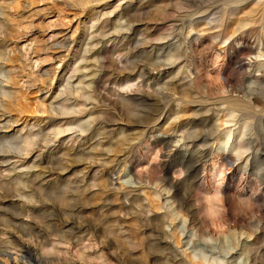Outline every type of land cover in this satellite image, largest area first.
<instances>
[{"label": "rangeland", "instance_id": "374dc122", "mask_svg": "<svg viewBox=\"0 0 264 264\" xmlns=\"http://www.w3.org/2000/svg\"><path fill=\"white\" fill-rule=\"evenodd\" d=\"M174 3L0 0V68L9 77L3 85L13 92L12 99H2L0 122H14L0 130V137L52 127L61 131L70 117L88 124L82 134L59 133L55 144L35 153L40 158L32 169L26 152L0 165V248L9 247L11 256L0 258V264H11L17 252L7 244L10 235L43 258L55 259L52 264H161L156 241L182 264H264V117H240L222 104L237 97L224 85L226 75L239 81L264 70V0H242L210 16ZM261 8L263 24L255 25V34L247 32L243 43L213 37L242 13ZM127 22L131 32L113 31ZM104 25L106 36L85 56L86 63L77 61L82 43ZM55 42L63 48L50 49ZM160 45L165 47L161 55L172 54L173 62L148 66V80L137 78L131 55L141 66L148 58L137 51L145 49L152 57L153 46ZM248 48L250 56L240 51ZM238 61L246 67L241 70ZM69 76L76 88L70 98L81 113L60 116L51 108L64 98L59 85ZM183 76L194 90L188 103L180 98L184 88L177 80ZM138 97L156 100L157 111L147 106L149 119L124 116L123 103ZM185 106L191 122L207 118L215 130L190 183L184 181L192 145L182 139L188 127L172 126ZM215 107L220 110L204 113ZM249 140L254 164L245 144ZM174 159L184 165L171 164ZM17 174L31 191L28 200L16 196ZM64 196L62 204L58 197ZM154 215L165 216V238L157 236ZM7 217L26 227V235Z\"/></svg>", "mask_w": 264, "mask_h": 264}, {"label": "bare ground", "instance_id": "6f19581e", "mask_svg": "<svg viewBox=\"0 0 264 264\" xmlns=\"http://www.w3.org/2000/svg\"><path fill=\"white\" fill-rule=\"evenodd\" d=\"M85 1L89 2L90 0H85ZM240 1H242V0H175V3L173 6L174 7L180 6L181 7L183 5H186L190 9H193L196 11L202 10V12H204V13L207 12L208 15L209 14L210 15H216L220 9H223V7H225V9H226L230 5L232 6L234 4L240 3ZM262 10L263 9L261 8L259 11H257V10L252 11L251 10V11H247V12L242 13V16L237 17V18L231 20L230 22H228V26L226 28H223V30L221 32L214 34L213 37L218 38L220 40V43H225L226 41H229L230 38L231 39L233 38L232 41H234V42L243 43V41L246 38L245 35L247 34V32H251V33L255 34V32L257 30L255 28V25L258 26V24H261V25L263 24L262 23V15H263ZM129 22H127L125 24L120 23L117 26H115L114 30L113 29L112 30L115 33H119L122 31L125 33H129L133 29V28H131V25L129 24ZM131 22H133V21H131ZM106 28L107 27L105 25L101 26L100 28H98L97 34L94 38L88 39L82 43V47L78 50V53L81 54V56H80V59H78L77 61H79V62H85L86 61L85 56L88 53H90L91 51H93V48L99 42L100 38H103L106 36ZM175 37H177V34L173 38H175ZM142 40H144V39H142ZM142 40H141L142 44H145L146 42L143 43ZM138 42L139 41H136V43H138ZM171 45L172 44H170L169 42L166 43L167 48H170ZM153 47L155 49H154V54L153 55L151 54L152 57L148 56L145 49L141 50L140 52L137 51L138 54L139 53H140V55L145 54V56H147L148 63L142 64L141 66H138L137 64H139V62H141V61H139L140 59L136 60V56H137L136 54L131 55L130 60H129V64L132 66L131 68L135 72V75L137 76V78H141L144 81L148 80V78L151 76V72H150L148 66H155L156 64H159L161 66H166V65H168V63L170 65V61H172L174 58V56L172 54L161 55L165 50L164 45L153 46ZM49 48L55 49V48H63V47H61L59 45V43L55 42V43L51 44ZM262 49L264 51V41L262 42ZM240 51L243 54H245L246 56H250L251 54H253V51L250 48L242 49ZM59 58L63 59L64 57L60 56ZM174 60H176V59H174ZM237 64L241 70L244 67H246V66H244L242 61H238ZM77 69L78 68L75 67L74 71L76 72ZM232 75H233V73H232ZM232 77L226 75V77L224 79V85H226L230 88L229 92L231 94L232 93L237 94V97L231 98V99H226L222 103V104H225L223 109L230 111L231 114L234 112L238 113L240 115V117H244V118H246V117H258L259 118V116H260L259 119H261V117H264V70L260 71L259 76L248 77V76L244 75L243 77H241L239 79V81L232 80L233 79ZM8 78L9 77H8L7 71L5 69L0 68V118L5 116V112H3L5 109H4V106L2 103V99L5 98V99L10 100V99H12V95H13V92L3 85L4 82L9 80ZM72 78H73V76L67 77L66 81H65V85H62L63 81L59 85V87H62V90L58 89L59 90V97H62L64 94H65V96L57 104V107L51 108V111H53L57 115L72 116L74 114L81 113L80 111H77L75 109V107L77 105V101L74 99L71 100V98H70L71 95L73 94V91L76 90V88H73V86L70 82V80ZM236 78H237V76H236ZM185 79H187V76L186 77L183 76L182 78H180L177 81L179 83H181L180 84L181 86H183L181 88H184L183 91L180 93V98L185 100L188 103V102H190L189 96L194 93V90L191 86L192 81L189 80V81L185 82ZM51 81H52L51 78L47 80L48 86L50 85ZM90 83H92V82H90ZM163 85H161V86H163ZM158 90H163V88H161L159 86ZM174 91H175V88H174ZM158 95L161 96V97H159V98H161L159 100L164 101L166 99V97L162 94V92L161 93L159 92ZM158 95H156V96H158ZM83 98H84V101L87 100L85 97H83ZM159 100H158V103H159ZM155 101L156 100H154L153 98H150V97H138L137 99H134L130 103H123L122 112H123L124 116H126L128 118L133 117L135 119H143V118L148 117V119H149L148 114L150 113V111L147 110L148 109L147 106H149L150 110L152 109V111H157L159 109L158 108L159 106H157V103H155ZM83 103H82V105H83ZM142 107H145L146 110H144V108H142ZM188 109H190V108L185 106L183 114H181V116H178L176 118L177 122L172 124V126L174 125L175 127H180L181 129H185L188 127V129L185 132H182V139L184 142L190 143L192 145V151L190 152L188 159H187L191 164L189 165V167L187 166L188 167L187 169L185 168L186 169V171H185L186 180L184 181V183H186V182L190 183V181H188V180L193 178L192 172L195 171V165L197 163H199L207 155L203 149L207 146L208 138L212 137L215 133L213 125L210 124V121L207 118H202V120H200V122H198V123H196L194 121L191 122L189 120V117H188L189 115H186ZM218 110H220V109L217 107L212 108V109L209 108V109H206L204 113L205 114H209V113L214 114ZM0 123H1L0 124V130H1L5 126H8V125L11 126L10 124H13L14 122L11 121V119H7V120H5L4 123H2V122H0ZM170 126H171V124H170ZM87 129H88L87 123L81 122V119L70 117L66 120L65 127L62 128L61 131H58L56 128L54 129V127H52L51 129H48V130H47V128L39 129L37 132L28 131L25 135H21L22 133L19 134L18 136L16 135L17 137H15L14 135H12V136H5V135L1 136L0 137V165L7 164L13 157H16L18 155H22V152H26L25 154L29 156L28 162H30V164H31L28 167V169H32V168H34V166H33L34 161L36 159L40 158L39 154L35 155V153L40 151L43 147H46L50 144H55L54 142H55L56 136L59 133H68V132L70 133L71 132L72 134H75V133H81L82 134V133H85L87 131ZM166 133H167V130L163 129L162 134H166ZM71 138H73V137L71 136ZM198 143L201 144V145H199V146H201L200 149L198 148L199 146H196ZM238 143L240 144V142H238ZM245 144H246V148L248 150L253 149V147H252L253 141L249 140ZM116 149H119V148H116ZM114 150H115V148H114ZM256 152H257V150H256ZM251 154H252V164H254V162L256 161V158H255V156L253 157V150L251 151L250 155ZM185 157L182 159L184 160ZM172 163L173 164H180L179 166L184 165L183 164L184 161H179L176 159H174L173 162H171V164ZM13 170H14V168L11 169V171H13ZM24 175L26 176L27 173H25ZM15 176H16V179L18 180V181H16L17 182V190L15 189L17 191V195H16L17 198L22 200V201L23 200L25 201V199L28 200V198L30 197L28 194H30L31 191L30 192H29V190L27 191L28 188H27L24 180L22 179L21 175L17 174ZM263 178H264V175H263ZM171 187H173V186L169 185V188H171ZM184 187H185V185H184ZM47 195H48L47 191H44L43 196H47ZM13 196H15V195H13ZM55 197H56V195H55ZM58 198H59L58 201L60 203L63 204L65 202V196L64 197H58ZM184 202L185 201L183 200L182 203H180V206ZM0 209H2V208L0 207ZM63 213H65V212H63ZM12 215L13 214H11V216ZM184 217L186 218L185 215H184ZM150 220H151V222L153 221V223H154L153 227L155 228V230L159 231V234L157 233V236H160L161 238H163V237L165 238L166 234L164 233L163 228H162L165 224V216L164 215L163 216L162 215H154L152 218H150ZM229 220L230 219H228V218H224L223 222L228 224ZM6 222L9 225H11L14 229H16V232H18L20 234L22 233V235H26V233H27L26 231L28 230L26 227H23L22 225H17L16 222L10 218H8L6 220ZM234 222H235V220H234ZM3 223H4V221H3ZM236 224H237V222H236ZM6 227H8V226H6ZM28 232L32 233V230H30ZM50 232H52V231H50ZM9 237L10 238H9V241L7 242V244L9 246H11L14 251H17L16 254L12 258L11 264H52L56 261L55 259H52V258H49V259L43 258V256L39 255L38 253H35L33 251V249H31L29 247V245H26L25 243L20 242L13 235H10ZM157 239H158V237H157ZM156 242H155V244H156ZM155 244L153 246L155 248L157 247L160 250V255H161L160 258L163 260V262L161 264H182L181 261L180 262L176 261L175 254H173V252L172 253L170 252L171 248H169V250H167L168 248L163 249V247H161L159 244H156V246H155ZM5 245L6 244H4V247H5ZM109 246L112 247V244H110ZM150 246H151V248H153L152 245H150ZM8 248H4V250H1V248H0V258L6 257V259L7 258L11 259V256L7 253ZM155 250H157V249H155ZM171 251H173V250H171ZM115 257H117V256H115ZM119 258H122V257L120 256ZM160 258L158 259L159 262H160ZM4 261L7 262L6 260H2V262H4ZM8 261H10V260H8ZM8 263H5V264H8ZM157 263L158 262H156V264Z\"/></svg>", "mask_w": 264, "mask_h": 264}]
</instances>
